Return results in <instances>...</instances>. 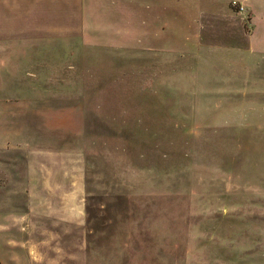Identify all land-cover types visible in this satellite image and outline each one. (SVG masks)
Segmentation results:
<instances>
[{"label": "rangeland", "instance_id": "374dc122", "mask_svg": "<svg viewBox=\"0 0 264 264\" xmlns=\"http://www.w3.org/2000/svg\"><path fill=\"white\" fill-rule=\"evenodd\" d=\"M250 15L0 0V264H264V99H219L264 59L206 30Z\"/></svg>", "mask_w": 264, "mask_h": 264}, {"label": "crops", "instance_id": "0c3cea01", "mask_svg": "<svg viewBox=\"0 0 264 264\" xmlns=\"http://www.w3.org/2000/svg\"><path fill=\"white\" fill-rule=\"evenodd\" d=\"M240 3L246 9L251 10L247 25L244 24L242 18L225 16L224 22L229 24V28H227V25L223 27L220 24L221 21H219L218 24L216 23L217 26L216 24L213 27L209 25L206 30L211 29L212 34L217 35L218 38L219 35L224 36L227 34L230 41L224 45L235 50L237 54L264 59V0H240ZM235 24L238 27V32H235L231 27ZM200 31L196 34L197 38H200ZM242 61L241 66L234 69L233 66H230V69L228 67L222 68V76L219 81L222 84L219 88V99H264V64L260 63V60H256L255 63L260 64L253 67V63L249 59ZM197 98L200 99L199 96ZM42 166L45 167V164L42 163ZM33 168L36 172L35 183H37L40 171L37 170L36 164ZM45 179L44 171H42V181L45 182Z\"/></svg>", "mask_w": 264, "mask_h": 264}]
</instances>
